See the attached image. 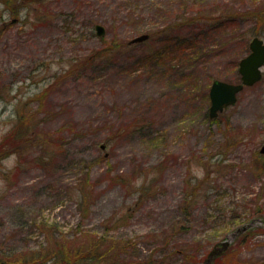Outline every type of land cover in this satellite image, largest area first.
I'll return each mask as SVG.
<instances>
[{
	"label": "rangeland",
	"instance_id": "obj_1",
	"mask_svg": "<svg viewBox=\"0 0 264 264\" xmlns=\"http://www.w3.org/2000/svg\"><path fill=\"white\" fill-rule=\"evenodd\" d=\"M262 7L0 0V264L60 244L89 264L100 237L96 264H203L247 224L224 264H264V65L208 115L212 81L239 82L251 37L264 41Z\"/></svg>",
	"mask_w": 264,
	"mask_h": 264
},
{
	"label": "water",
	"instance_id": "obj_2",
	"mask_svg": "<svg viewBox=\"0 0 264 264\" xmlns=\"http://www.w3.org/2000/svg\"><path fill=\"white\" fill-rule=\"evenodd\" d=\"M96 32L98 35L104 33L101 25H96ZM147 35L142 34L131 39L132 42H137L145 39ZM250 52L240 59L238 63V71L240 73L241 81L239 83H230L222 80H214L209 89V116L214 117L224 107L232 105L236 101V94L244 85H252L261 77L260 67L264 64V43L259 37H253L249 42ZM264 152V144L260 148ZM227 245V242L222 243V247H215L209 254L207 262L220 253Z\"/></svg>",
	"mask_w": 264,
	"mask_h": 264
},
{
	"label": "trees",
	"instance_id": "obj_3",
	"mask_svg": "<svg viewBox=\"0 0 264 264\" xmlns=\"http://www.w3.org/2000/svg\"><path fill=\"white\" fill-rule=\"evenodd\" d=\"M263 11H264V7L257 9L256 15H257L258 21L264 22V13H263ZM193 20H194V17L188 16V17H185L183 19L184 23H182V22L172 23V24L168 25L166 28L169 29V30H175L176 28H179V26H182L183 24L188 23V22H191ZM176 30H178V29H176ZM103 51H105V50H103ZM97 53L99 54L101 52H94L93 55H89L87 57H90L91 58L92 56H94ZM50 157H51V154L47 158H50ZM41 158H44V157H41ZM86 183H87V181L82 182L80 184V188L79 189H80L81 196H80V198L78 200V204H81V203H83V201H85ZM254 235H255V233L252 232V231H245L244 233H242L236 239V242L234 244L235 248L236 247H240L247 239H249L250 237H252ZM104 243H105V238L104 237H102V238L100 237V238H96L94 240L93 246H91V245L90 246H87L88 251H86L87 252V255H85L86 256L85 259H89L90 261H92L89 264H96L98 261H100V259H102L101 256L103 254H105L106 250L101 251L100 248H101V246L104 245ZM46 249H48V248H46ZM234 249L229 247L223 253V255L219 258V259H222L221 260L222 264L225 263L223 261V259L225 257L228 258L232 254H234L233 253V250ZM48 250H50V252L52 251V249H48ZM48 250L47 251L45 250L46 251L45 254L48 253ZM78 252H79V249H77V251L74 250L73 252H71V250L69 251V249H66L63 244H60L57 249L55 248V251H52L51 254L46 255V257H44V258H43L44 253L38 252V255L36 253L32 254L31 255V258L26 263L27 264H78V262H80V260L78 258V255H77ZM11 253L12 252L5 253V254H2V255H5V256L6 255H11ZM37 256L40 257V260H38V261L35 259ZM21 257H22L21 258V261L22 262L20 264H23L24 258H23V256H21ZM81 258H83V255H81ZM5 260L8 261L9 260L8 257H5ZM229 264H235V262H229Z\"/></svg>",
	"mask_w": 264,
	"mask_h": 264
}]
</instances>
